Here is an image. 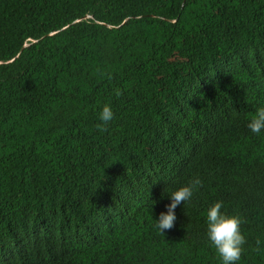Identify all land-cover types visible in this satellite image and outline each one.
Here are the masks:
<instances>
[{
	"label": "trees",
	"instance_id": "1",
	"mask_svg": "<svg viewBox=\"0 0 264 264\" xmlns=\"http://www.w3.org/2000/svg\"><path fill=\"white\" fill-rule=\"evenodd\" d=\"M259 104L264 0H0V264H220L216 201L264 264Z\"/></svg>",
	"mask_w": 264,
	"mask_h": 264
},
{
	"label": "clouds",
	"instance_id": "2",
	"mask_svg": "<svg viewBox=\"0 0 264 264\" xmlns=\"http://www.w3.org/2000/svg\"><path fill=\"white\" fill-rule=\"evenodd\" d=\"M117 91V95H119ZM115 118L113 107L105 103L98 113L102 125L110 124ZM247 127L251 133L260 135L264 133V104H259L248 119ZM202 181L195 178L187 184L176 188L169 193V203L159 213L156 219L157 229L163 233L170 231L177 221L176 209L183 203L190 201ZM222 201H216L206 210V235L220 258V264H240L246 237L241 230L243 223L241 217L223 211Z\"/></svg>",
	"mask_w": 264,
	"mask_h": 264
},
{
	"label": "water",
	"instance_id": "3",
	"mask_svg": "<svg viewBox=\"0 0 264 264\" xmlns=\"http://www.w3.org/2000/svg\"><path fill=\"white\" fill-rule=\"evenodd\" d=\"M87 18H91L92 17V15H88V16H86Z\"/></svg>",
	"mask_w": 264,
	"mask_h": 264
}]
</instances>
